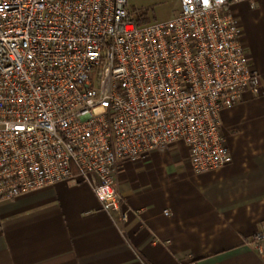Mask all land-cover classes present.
<instances>
[{
	"label": "built area",
	"instance_id": "obj_1",
	"mask_svg": "<svg viewBox=\"0 0 264 264\" xmlns=\"http://www.w3.org/2000/svg\"><path fill=\"white\" fill-rule=\"evenodd\" d=\"M243 1L139 24L128 0H0V204L78 182L118 211L120 163L179 143L195 174L231 164L222 113L261 90ZM246 245L264 261V225Z\"/></svg>",
	"mask_w": 264,
	"mask_h": 264
},
{
	"label": "crops",
	"instance_id": "obj_2",
	"mask_svg": "<svg viewBox=\"0 0 264 264\" xmlns=\"http://www.w3.org/2000/svg\"><path fill=\"white\" fill-rule=\"evenodd\" d=\"M231 11L261 85L222 113L232 163L195 174L179 143L120 163L118 211L78 182L1 203L0 264H264L246 245L264 225V0Z\"/></svg>",
	"mask_w": 264,
	"mask_h": 264
},
{
	"label": "rangeland",
	"instance_id": "obj_3",
	"mask_svg": "<svg viewBox=\"0 0 264 264\" xmlns=\"http://www.w3.org/2000/svg\"><path fill=\"white\" fill-rule=\"evenodd\" d=\"M178 6L179 0H128V8L134 17L144 16L148 23L170 19Z\"/></svg>",
	"mask_w": 264,
	"mask_h": 264
},
{
	"label": "trees",
	"instance_id": "obj_4",
	"mask_svg": "<svg viewBox=\"0 0 264 264\" xmlns=\"http://www.w3.org/2000/svg\"><path fill=\"white\" fill-rule=\"evenodd\" d=\"M137 20H138V23L139 24H146V23H148V21L144 18V16H140V18L137 19Z\"/></svg>",
	"mask_w": 264,
	"mask_h": 264
}]
</instances>
